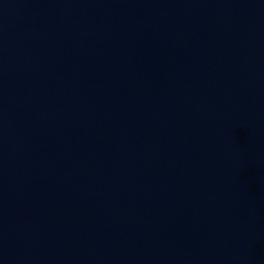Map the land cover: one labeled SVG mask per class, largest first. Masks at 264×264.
Returning a JSON list of instances; mask_svg holds the SVG:
<instances>
[{"label": "water", "instance_id": "obj_1", "mask_svg": "<svg viewBox=\"0 0 264 264\" xmlns=\"http://www.w3.org/2000/svg\"><path fill=\"white\" fill-rule=\"evenodd\" d=\"M0 45L116 264H264V0H0Z\"/></svg>", "mask_w": 264, "mask_h": 264}]
</instances>
